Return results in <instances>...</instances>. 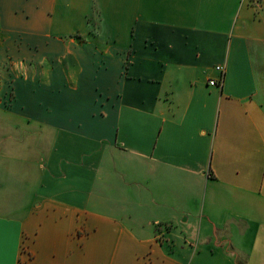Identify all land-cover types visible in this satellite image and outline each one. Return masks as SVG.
<instances>
[{
    "label": "crops",
    "instance_id": "1",
    "mask_svg": "<svg viewBox=\"0 0 264 264\" xmlns=\"http://www.w3.org/2000/svg\"><path fill=\"white\" fill-rule=\"evenodd\" d=\"M0 264H264V0H0Z\"/></svg>",
    "mask_w": 264,
    "mask_h": 264
},
{
    "label": "rangeland",
    "instance_id": "2",
    "mask_svg": "<svg viewBox=\"0 0 264 264\" xmlns=\"http://www.w3.org/2000/svg\"><path fill=\"white\" fill-rule=\"evenodd\" d=\"M12 65H13L14 73L17 76L16 79H17V81H19V83H16V81H15V83L13 85H20V77H18V75L20 74V71H21V62L20 61H14V62L9 63V66H12ZM9 85H11V84L9 83ZM3 86H4V84H3Z\"/></svg>",
    "mask_w": 264,
    "mask_h": 264
},
{
    "label": "built area",
    "instance_id": "3",
    "mask_svg": "<svg viewBox=\"0 0 264 264\" xmlns=\"http://www.w3.org/2000/svg\"><path fill=\"white\" fill-rule=\"evenodd\" d=\"M214 68H215L216 70L220 71V72H223V71H224V67H223L222 65H216ZM209 83H210V84H215V83H217V82H216L215 79H210V80H209Z\"/></svg>",
    "mask_w": 264,
    "mask_h": 264
}]
</instances>
